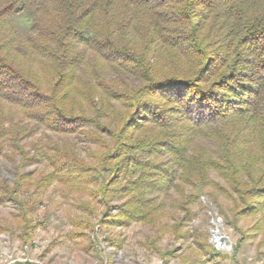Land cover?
Segmentation results:
<instances>
[{"label": "trees", "instance_id": "16d2710c", "mask_svg": "<svg viewBox=\"0 0 264 264\" xmlns=\"http://www.w3.org/2000/svg\"><path fill=\"white\" fill-rule=\"evenodd\" d=\"M16 19L29 21L26 36ZM107 70L134 81L105 80ZM40 129L96 143L104 130L111 154L91 166L40 139L27 149ZM0 156L15 164L0 206H16L21 240L37 228L36 193L55 183L101 205L126 198L121 225L153 223L170 190L189 220L185 185L209 184L236 196L235 222L258 218L264 233V0H0ZM30 163L47 171L24 172Z\"/></svg>", "mask_w": 264, "mask_h": 264}, {"label": "rangeland", "instance_id": "374dc122", "mask_svg": "<svg viewBox=\"0 0 264 264\" xmlns=\"http://www.w3.org/2000/svg\"><path fill=\"white\" fill-rule=\"evenodd\" d=\"M29 24L26 19H16L20 36H26ZM86 56L91 55L87 52ZM81 76L85 78L83 73ZM103 77L134 81L130 74L112 70H107ZM107 105L102 126L111 123L118 107L115 102ZM96 134L102 142L86 140L81 134L57 135L40 129L23 144L28 149L30 143L40 139L46 150L73 148L79 159L95 166L92 154H111L108 135L104 130ZM23 171L37 175L47 169L30 163ZM14 172L15 164L0 156V180L12 184ZM209 182L226 188L215 173H209ZM124 185L123 180L118 181V189ZM184 189L186 196L195 197L189 220H184L180 210L183 199L170 190L158 195L163 206L153 223L121 225L117 220L118 207L126 198L113 196L101 205L91 202L89 197L69 194L55 183L42 194L36 193L39 206L32 219L37 228L25 240H21L16 226V206L13 203L0 206V225L4 228L0 230V264H264V233L254 231L258 218L235 222L231 216L234 194L230 191L224 194L209 184L197 188L185 185ZM213 233L220 235L221 245L215 243ZM209 247L217 251V256L205 251Z\"/></svg>", "mask_w": 264, "mask_h": 264}, {"label": "bare ground", "instance_id": "6f19581e", "mask_svg": "<svg viewBox=\"0 0 264 264\" xmlns=\"http://www.w3.org/2000/svg\"><path fill=\"white\" fill-rule=\"evenodd\" d=\"M213 240L217 245H221L223 243L222 238L217 233H213Z\"/></svg>", "mask_w": 264, "mask_h": 264}]
</instances>
